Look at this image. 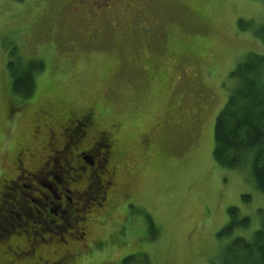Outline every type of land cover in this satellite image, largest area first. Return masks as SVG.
Here are the masks:
<instances>
[{
    "label": "rangeland",
    "instance_id": "rangeland-1",
    "mask_svg": "<svg viewBox=\"0 0 264 264\" xmlns=\"http://www.w3.org/2000/svg\"><path fill=\"white\" fill-rule=\"evenodd\" d=\"M121 1L112 18L100 14L102 0L80 18L78 0H0V251L33 239L32 210L45 219L39 232L67 221L45 231L50 248L42 242L34 261L15 264H41L39 254L51 264H222L224 246L261 224L264 195L250 162L227 168L214 149L216 119L236 87L231 72L250 53L264 56L254 34L264 0ZM13 47L14 59L44 67L28 99L11 90ZM83 111L93 124L85 138L70 134L75 143L55 164L52 151ZM100 132L109 146L84 171L77 151L104 145ZM49 171L62 172L59 193L72 191L56 219L21 202L39 195ZM106 179L113 189L101 187ZM232 207L249 227L219 237Z\"/></svg>",
    "mask_w": 264,
    "mask_h": 264
},
{
    "label": "trees",
    "instance_id": "trees-1",
    "mask_svg": "<svg viewBox=\"0 0 264 264\" xmlns=\"http://www.w3.org/2000/svg\"><path fill=\"white\" fill-rule=\"evenodd\" d=\"M239 26L246 27V24L241 22ZM254 34L264 44V25ZM15 53L13 47L8 62L11 90L28 99L35 92V74L44 67L35 61L23 64L20 58H13ZM230 77L235 80L236 87L216 119L214 157L230 169L250 162L253 181L264 195V56L248 54ZM228 212L229 223L220 231L219 237L249 227V219L240 217L238 208L232 207ZM260 214L261 224L250 237L236 236L224 246L222 264H264V208ZM149 225L153 230L150 219Z\"/></svg>",
    "mask_w": 264,
    "mask_h": 264
},
{
    "label": "flooded vegetation",
    "instance_id": "flooded-vegetation-1",
    "mask_svg": "<svg viewBox=\"0 0 264 264\" xmlns=\"http://www.w3.org/2000/svg\"><path fill=\"white\" fill-rule=\"evenodd\" d=\"M80 2L81 5H78L77 7H75L76 11H77V15L78 17L82 18V10L85 8L86 5H93L95 3H97V0H78ZM104 3H105V6L106 8H104V10L102 9L101 13L100 14H107L108 18H112L111 16L108 15V13H110V8L119 3V2H123L121 0H102ZM97 13V12H96ZM77 17V16H76ZM97 31H92L91 34L88 35V38L87 40L89 41H94L98 34H96ZM70 124L72 125V129L69 131V138H68V141H62L61 145H60V149H57L55 148L52 153L54 155H52V157H54L55 159H53V161L55 162V164H59L57 163L59 161V158L58 160L56 159V155L58 154H62L63 152H65L69 145L71 143H75V142H72L71 140H73L72 137H70V134H73V135H79L80 137H86V133H87V130L89 128V126L91 124H93V120H92V115L89 113V112H85L83 111L82 113L74 116L73 119L69 120ZM99 138L100 140H104L103 143H105L104 145L101 144V142H97L95 141L94 145L90 146L89 148L84 146L83 148H79V150L77 151V156L78 158L83 162V167H84V171H86V169L88 167H92L94 164H95V161H94V157L92 154H94V152H96L95 155H97L99 152V148L101 149L102 147H108L109 144H106L107 142L105 141L107 139V135L106 133L104 132H100L99 134ZM76 140V139H74ZM108 140V139H107ZM101 154V153H100ZM103 160L105 162L106 161V155H104V158ZM103 161V162H104ZM21 163V162H20ZM45 166L47 163H44ZM44 164H42L41 166H44ZM43 167L42 171L40 172L39 170H36L35 172H32V175L35 177L36 175H39L41 173H43V171L45 170L46 167ZM70 169H73L75 170V168H73V166H70L69 167ZM60 170L62 171V167H60ZM51 172L49 171L47 176L50 175V177L52 178V180H47L46 182H39L38 184L41 185L40 189H39V195H36L34 196V198H31V199H28V198H25V199H22L21 202H25V203H28V204H35V205H40L43 210H44V213H49V216L50 217H55L54 219H56L58 216H60V214H64L66 213V210L64 209V205H72L73 204V199L72 197L69 195V194H72V191L70 189L66 190V193L64 194H61L59 193L57 190H56V187L57 185H60V183H62V177H61V173L60 172V175H57V176H52L50 174ZM112 175H115L116 172L114 173L113 171L110 172ZM114 183H113V179L109 180V179H106L103 184L101 185L102 188H105V189H113L114 187ZM32 186H25V188L27 189H31ZM99 188V187H98ZM89 190V189H88ZM87 190V191H88ZM104 195L106 196L107 193L104 192ZM40 196V197H39ZM49 197H51V201H50V204H58V206L56 207V209H53L51 207H47L46 204H44L45 201H48ZM62 200H63V203H62ZM66 208V207H65ZM48 209V210H47ZM31 213L33 214H38L37 215V221H34V223H36L38 225V227H36L34 224V228L36 229L33 230V232L35 233V235H33V239H30V240H27V245H25V248L23 250H15L12 248V247H6V252L5 253H1L0 251V264H15L16 262H32L34 261V256L36 255L37 253V250H39L40 248V243H44L46 245V247L50 248V242H47L45 241L46 239L43 237L45 231L47 233V229H52V228H59L61 226H63L64 224H61L62 222L65 223L67 221H65V219L63 218L62 219V222L61 223H57L54 225H50V224H47L48 227L47 228H42L39 232V229H40V224L42 221H45V219L43 218V214L40 210H37L36 212L35 211H30ZM27 219V217H26ZM55 221V220H54ZM56 222V221H55ZM54 222V223H55ZM16 224H19L18 222ZM20 225V224H19ZM28 223H24L23 226H27ZM21 226V225H20ZM6 233L8 231H5ZM39 235L40 236V240L39 238H36V236ZM25 237L28 238L27 234L25 235ZM83 238V236H82ZM49 241H51V243L53 242L54 237H50L49 236ZM67 246V245H65ZM45 249V248H44ZM8 250V252H7ZM46 250V249H45ZM11 253V256L9 255ZM38 257H41L38 259L39 262H41V264H51L47 259H45L41 254H39ZM36 262V261H35ZM34 264V263H33Z\"/></svg>",
    "mask_w": 264,
    "mask_h": 264
}]
</instances>
